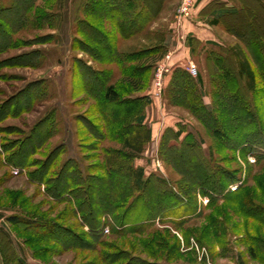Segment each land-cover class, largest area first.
<instances>
[{"label": "rangeland", "instance_id": "1", "mask_svg": "<svg viewBox=\"0 0 264 264\" xmlns=\"http://www.w3.org/2000/svg\"><path fill=\"white\" fill-rule=\"evenodd\" d=\"M225 3L233 12L213 23V12L197 13L200 0L186 15L183 0H160L155 15L127 33L109 0H0V264H264V146L234 145L244 132L215 119L228 116L217 108L215 79L225 69L237 75L246 58L256 76L249 103L264 130V63L242 36L253 32L264 46V0H211L208 12ZM190 64L214 119L181 102L174 72L196 79ZM110 84L125 101L124 120L114 121L118 105L104 98ZM242 85L247 90V80ZM138 116L152 137L129 159L121 132ZM188 134L215 181L194 154L163 152L165 136L180 148ZM118 160L143 169L146 191L127 171L109 172ZM70 162L82 188L68 177L55 189ZM158 179L178 199L153 214L149 228L130 230L125 207L140 195L155 207L164 192ZM104 192L114 209L104 207ZM89 203L101 221L96 231L83 220ZM143 211L131 216L141 219L138 227ZM179 214L189 220L178 225ZM14 215L41 226L13 223Z\"/></svg>", "mask_w": 264, "mask_h": 264}, {"label": "trees", "instance_id": "2", "mask_svg": "<svg viewBox=\"0 0 264 264\" xmlns=\"http://www.w3.org/2000/svg\"><path fill=\"white\" fill-rule=\"evenodd\" d=\"M157 2H160V0H109L108 5L110 6V9H113L114 11L119 10L121 12L120 13L121 29L123 28V31H124V28H126L127 29L126 31L128 33L129 31L133 32L135 28L137 29V28L142 27L143 26L142 24L147 21V18L149 17V15L150 16L155 15V12L153 9H155L154 7H156L155 5H157ZM227 12L229 13L233 11L231 8H229L227 9ZM220 17H222V15H220L218 19H215L216 22L219 20ZM0 31L2 34L6 33L4 32V30L0 29ZM242 36L243 38H246L245 40H247V38L249 37L251 38V42L248 40L249 41L248 44L253 49V53L259 59V61H262V63H264V46L262 42L260 41L261 39L259 40L258 39L259 37L254 35L253 32H247V31ZM10 43L11 42H9V44ZM34 56L36 55H34V53H31V57L33 58ZM216 60L218 63L223 64L225 59L222 56H219V58L217 57ZM238 68L239 70H238L237 75L232 74L229 69H225V71L221 73L220 77L215 79L216 80L215 83L218 86L217 87L218 90H216L215 95L219 98L215 100L219 102V103L217 102V108L221 109L223 113L226 112V114L228 115L227 118H225V121H224V118H221V120L219 118H215L216 113L214 109L203 104L202 91L200 90L199 87L196 86L197 83L202 82L201 75H197V78L193 79L190 73L187 72L185 69H177L174 72V81L177 82V84L175 83V87L178 88L179 90L178 93L182 95V97L179 95L181 99H183L181 102H183L185 105H190V106L193 105L192 107H195V109H197V111L199 112V115L201 116V119L203 118V120L207 121L211 118L212 119L215 118L217 119L219 123H221L220 125H227V126L234 125L236 126L235 128L237 131L244 132L242 134L243 138L245 137V139H243L244 141L242 140L243 141L242 142V141L235 140L234 141L235 144L234 142L232 144L238 146L239 144L250 143L251 147H254L255 144H258L259 146L260 145L264 146V143H263L264 130L261 129V127L259 126L260 122H257V117L254 111L251 109V106L249 103V91L251 92L254 91L255 85H256V76H255L254 70L252 69L249 61L246 58L239 62ZM262 68L264 71V65ZM245 80H247V83H248L247 85L248 87H246L247 90H245V87L242 85V82ZM104 98L106 99V101L117 103L119 112H120V109L123 112L125 101L121 98L117 90L114 89L113 85L110 84L105 87ZM122 112L118 114L117 119L116 117H113L114 121L124 120L125 117H123ZM143 120H144V116H138L135 125H130L128 127L125 126V130H123L122 132L119 131L118 133L120 134L121 132L124 136L123 145H124V148L128 150L124 152V155H126V157L128 156L129 159H131V157L133 156H137L138 154L142 153L144 151L145 144L151 140L152 131L150 128H148L146 125L143 124ZM116 130L117 129H115V132ZM171 132H172V129H170L167 132L169 136L171 135ZM103 133H105V135L107 134V132H103ZM172 133L176 137V139H178L180 138L182 131L179 130L176 133L174 132ZM165 138L166 139L164 140V144H163V152H165V154L169 153L171 155L172 153H175L179 157L183 156L185 152L194 154V157L196 156V158L193 160L196 163L195 166H197V168L201 170L203 175H206V178H208L209 180L213 179V181H215L214 175L209 172V169H212V168L208 167L207 164L204 165L203 162L200 160V156L195 152V148L198 145V141L192 134H188L187 137H185V139L182 140V143H184V148H183L182 143H181L182 146L180 145L181 147L178 148L176 146V143H169L168 136L167 137L165 136ZM1 154L2 153L0 151V155ZM23 161H26V157L24 158ZM74 166L76 167V165H72L71 162L68 163L65 169L63 170L62 174H60L56 180L54 179L55 184H56L55 189H59L62 187L64 189L66 187L65 182L66 180L68 181L67 179L68 177L69 179L71 177L75 182H77L79 187L80 185H82V181H83L82 176L80 175L78 171H75ZM71 168L72 170H70ZM122 170L127 171L128 174L135 177L134 185L138 190H141V191L147 190L149 179L148 178L143 179L144 171L142 168H135L133 164H129L127 162L124 163L118 160L115 163L111 164L109 172L113 176L116 177V175L118 176L120 172H122ZM42 173H40L41 176H42ZM197 182L198 184L195 182L197 185L203 186L204 182L202 183V181H198V180ZM218 182L219 181H217V183ZM90 185L91 184L88 185V188L91 187ZM156 185L157 187L158 186L163 187L164 192L158 198H156V200L154 199L155 207H153L152 205L150 206L151 200L146 199L144 201V196H141V195L138 196L136 199H134L131 204L125 207L126 210L123 211V214L121 216L122 224H125L126 222L130 223L131 221H133L134 227L131 226L130 230H135V228L137 229L142 228V230H145V228H149L150 221L152 220L151 218L153 217V214L155 216L158 213L157 212L158 210L163 213L165 205H168L170 201L175 202V200L178 199L176 198L177 196L174 195L172 191L166 190L167 188L166 181L158 179V181L156 182ZM91 188L97 189L94 187H91ZM113 188L115 192L124 191V188H122L121 186H118V183ZM83 190L85 189L83 188ZM108 198H109V195L104 192L101 198L102 199L101 201L104 204V207H108V208L110 207V209L112 210L114 209V206H108L109 205ZM211 201L213 200L210 199L209 203ZM181 202L182 200L178 203L180 204ZM123 204L124 203H122V205ZM185 205H188V203H186ZM86 206L87 208H84V209L82 208L87 213L86 216H84L83 220L86 224L90 226L91 230L96 231L98 230L101 224V221L100 219L95 217L96 211L94 210V206H92L90 203ZM180 209L181 208L178 207L177 210L179 211ZM143 210H145V212ZM134 211H137L136 212L137 214L138 212L143 211L142 215L145 216V222H143V224L141 223L142 225H139V227L137 226V223L141 222V219L136 218V217H131L135 215L133 213ZM181 217L182 216L179 214V217H178L179 219L177 222H175L178 225L183 224L184 222H187L189 220L187 218H181ZM9 220L13 223L25 222L26 224H29V225L31 224L32 227H34V225L41 226V224L38 221L34 222L35 221L34 219L26 220V219H23V217L19 215L10 216ZM45 228L50 231L52 230V227L50 225H46ZM136 262L137 263L135 264H147L146 261L140 260V259H137Z\"/></svg>", "mask_w": 264, "mask_h": 264}, {"label": "crops", "instance_id": "3", "mask_svg": "<svg viewBox=\"0 0 264 264\" xmlns=\"http://www.w3.org/2000/svg\"><path fill=\"white\" fill-rule=\"evenodd\" d=\"M211 2V0H200V4H199V7H198V10H197V13L200 15V16H203V15H205V14H208L209 15V13L210 12H213V14H214V18L215 19H218V17L220 16V15H225L226 13H228L227 12V9H229V8H232L233 7V5H231V3H225L224 4V6H221L220 8H217V9H213V10H210L209 12H208V3H210ZM203 12L205 13V14H203ZM213 20V23H216V20Z\"/></svg>", "mask_w": 264, "mask_h": 264}, {"label": "built area", "instance_id": "4", "mask_svg": "<svg viewBox=\"0 0 264 264\" xmlns=\"http://www.w3.org/2000/svg\"><path fill=\"white\" fill-rule=\"evenodd\" d=\"M197 1L198 0H183V4L181 6L180 13L183 14V15L188 14V9H190V7L195 6V4L197 3ZM188 69H189V71L192 74L197 75V69H196V67H195L194 64H190L188 66ZM166 71H168V68H166Z\"/></svg>", "mask_w": 264, "mask_h": 264}]
</instances>
